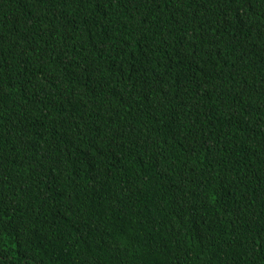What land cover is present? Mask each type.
I'll use <instances>...</instances> for the list:
<instances>
[{
  "label": "trees",
  "instance_id": "16d2710c",
  "mask_svg": "<svg viewBox=\"0 0 264 264\" xmlns=\"http://www.w3.org/2000/svg\"><path fill=\"white\" fill-rule=\"evenodd\" d=\"M0 264H264V0H0Z\"/></svg>",
  "mask_w": 264,
  "mask_h": 264
}]
</instances>
